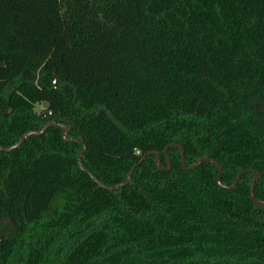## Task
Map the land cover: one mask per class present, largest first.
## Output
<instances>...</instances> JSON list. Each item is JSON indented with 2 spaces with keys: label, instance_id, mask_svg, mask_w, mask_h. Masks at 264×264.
Here are the masks:
<instances>
[{
  "label": "trees",
  "instance_id": "16d2710c",
  "mask_svg": "<svg viewBox=\"0 0 264 264\" xmlns=\"http://www.w3.org/2000/svg\"><path fill=\"white\" fill-rule=\"evenodd\" d=\"M49 122L82 144L0 152V264H264V0H0V147Z\"/></svg>",
  "mask_w": 264,
  "mask_h": 264
},
{
  "label": "water",
  "instance_id": "95a60500",
  "mask_svg": "<svg viewBox=\"0 0 264 264\" xmlns=\"http://www.w3.org/2000/svg\"><path fill=\"white\" fill-rule=\"evenodd\" d=\"M49 127H53V128L61 129V130H62V138H63L64 141H68V142H76V143H78V144H82V143L79 142V141H75V140H73V139L67 137V135H68V129H67V127H66L65 125H60V124H56V123H54V122H49V123H47V124H45V125L43 126V128L41 129L40 132H29V133H26V134H25V135L19 140V142H18L16 145H14V146H12V147H10V148H2V147H0V152L10 153V152H12V151L18 149L19 147H21V146L23 145V143L25 142L26 139H28L29 137H41ZM171 146L177 147V148H179V149L181 150L182 167L184 168V164H185V156H184V151H183V149L181 148L180 145H178V144H173V145H169V146H167V147L165 148V150H164V155L167 157L168 149H169ZM85 150H86V147L84 146L82 152H81V153L79 154V156H78V166L81 168V170L87 172V171L84 169L83 165L81 164V159H82V157H83V154H84ZM149 155H154V156H156V167H157L159 170L167 171V170H169V168L171 167V162H170V160L167 158L168 168L165 169V170H164V169H161V168L159 167L160 158H161L160 154L157 153V152H151V153L145 155V156L142 158V160H141V161H140L135 167H133V168L131 169L130 173L128 174V176H127V178H126V180H125V182H124L123 184H121L120 187H123V186L128 185V183H129V181H130V179H131V177H132V175H133L135 169H136L139 165H141V164L143 163V161H144ZM203 162H209V163H211L213 166H215V167L217 168V170H218V172H219V176H218L217 184H218V186H220V187H222V188H226V187H223V186L221 185V173H222V170H221V168L219 167V165H218L215 161H213V160H211V159H209V158H207V157L201 158V159H199V160L197 161V163L191 168V170H195V169H197V168H198ZM253 173H254V175H255V178H254L253 185H252V188H251V200H252L253 203L256 204L257 206H264V203H262V202H258V201L255 200V197H254V190H255V186H256V183H257V180H258L259 174H258L257 172H255V171H254ZM242 174H243V172L239 173V175H238V177H237V180H236V182H235V184H234L233 187L226 188V189L234 190V189L237 187L238 183L240 182V179H241V175H242ZM93 180L95 181V183H96L100 188H102V189H104V190H110V191H113V190H115L116 188H118V186H115V187H107V186H104V185L101 184L99 181H97L95 178H93Z\"/></svg>",
  "mask_w": 264,
  "mask_h": 264
},
{
  "label": "rangeland",
  "instance_id": "374dc122",
  "mask_svg": "<svg viewBox=\"0 0 264 264\" xmlns=\"http://www.w3.org/2000/svg\"><path fill=\"white\" fill-rule=\"evenodd\" d=\"M45 108H46L45 105H39V106L36 107V110H37V112H41V111L44 110ZM0 237H1V232H0Z\"/></svg>",
  "mask_w": 264,
  "mask_h": 264
},
{
  "label": "built area",
  "instance_id": "2783aa9c",
  "mask_svg": "<svg viewBox=\"0 0 264 264\" xmlns=\"http://www.w3.org/2000/svg\"><path fill=\"white\" fill-rule=\"evenodd\" d=\"M137 154H139V153H137Z\"/></svg>",
  "mask_w": 264,
  "mask_h": 264
}]
</instances>
